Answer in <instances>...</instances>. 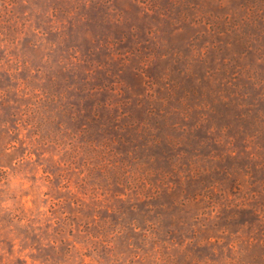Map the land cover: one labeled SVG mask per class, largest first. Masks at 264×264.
Instances as JSON below:
<instances>
[{"label":"rangeland","instance_id":"1","mask_svg":"<svg viewBox=\"0 0 264 264\" xmlns=\"http://www.w3.org/2000/svg\"><path fill=\"white\" fill-rule=\"evenodd\" d=\"M0 264H264V0H0Z\"/></svg>","mask_w":264,"mask_h":264}]
</instances>
